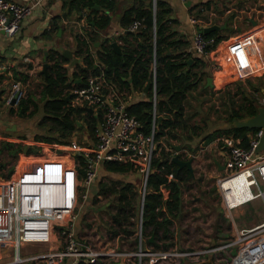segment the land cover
<instances>
[{
    "label": "trees",
    "instance_id": "1",
    "mask_svg": "<svg viewBox=\"0 0 264 264\" xmlns=\"http://www.w3.org/2000/svg\"><path fill=\"white\" fill-rule=\"evenodd\" d=\"M95 5H99L100 8H95ZM62 7L69 14L74 13L75 20L84 18L87 24L81 26L80 30L70 24L73 52L81 62L76 63L69 73L65 65L69 59L59 50L48 51L49 65L44 73L40 72L42 122H49V129H54L56 134L35 135L34 139H41L53 147L54 142L65 143L74 130L86 127L94 140V128L100 120L101 111L96 114L84 104H72V95L68 93L70 87L83 85L89 74L102 72L108 88L115 92L116 101L125 103L130 94L143 93L142 98L125 103L126 110L139 120L140 127L145 133H150L152 128L154 129L153 136L160 147L158 155L152 160V170L147 177L143 197L140 198L137 186L132 181L102 180L94 188L95 195L111 197L107 206L111 211L112 236L131 237L132 240L129 242L134 244L135 248L138 245V236L135 233L134 219L140 212L141 250L165 251L174 245L171 226L174 220L182 215L184 190L190 189L193 181L199 180H195L192 169L180 166L172 160L171 155L176 150L172 140H182L186 143L180 144L178 152V157L185 160L188 157L184 154V147H190L187 141L194 136L202 135L199 133L201 127L192 122V117L186 113V103L191 92L197 90L200 93L210 92L209 86L206 85V76L211 75V71L214 70L212 63L187 48L188 41L180 37L172 27L175 19L169 18L172 9L165 0H156L154 8L151 0H136L123 8L120 22L124 30L112 38H105L96 47H93V43L98 39V32L109 24L115 0H62ZM136 20L139 22L137 28L130 29L129 25ZM230 20L231 17L225 19L224 22L227 24L225 28L204 33L206 38L212 40L207 49L213 48L215 44L228 37ZM58 27L54 21L49 30H44L43 33L47 34ZM112 41L118 43L120 53L113 50ZM27 68H30V65ZM9 70L11 71L9 76L14 82H24L27 79V73L15 67ZM153 77L154 89L151 83L144 91L146 82L152 81ZM1 80L2 77L0 82ZM228 87H225L229 102V107L225 111L227 126L203 134V139L207 142L221 133L245 136L248 131L255 129L236 127L232 124V119L251 116L257 112L258 106L263 104L253 95L258 88L253 87L249 93L239 83L237 90L230 93ZM104 90H107V87ZM236 94H240L238 102L232 98ZM17 103L22 112L30 110L31 114L40 108L30 95L19 97ZM158 115L162 116L159 121ZM12 144L15 146L12 147ZM2 147L8 151L12 149L10 152L14 158L20 153L19 160L29 163H33L35 158L39 161L47 159L38 150H34L32 144L23 147L19 143L2 141ZM57 154H63L64 160L76 158L75 155H67L64 152ZM49 160L55 161L56 157L49 155ZM5 164L0 162V169L4 168ZM99 167L117 173L134 171L131 163L104 161ZM15 170V166H11L7 176ZM161 187L167 190L165 198ZM199 192L201 193L199 195H202L206 190L200 189Z\"/></svg>",
    "mask_w": 264,
    "mask_h": 264
},
{
    "label": "built area",
    "instance_id": "2",
    "mask_svg": "<svg viewBox=\"0 0 264 264\" xmlns=\"http://www.w3.org/2000/svg\"><path fill=\"white\" fill-rule=\"evenodd\" d=\"M44 1L0 0V31L8 36L15 35L22 20ZM189 20L194 25L199 22L193 13L189 14ZM138 24L137 20L133 21L129 28L135 29ZM244 38L253 41L251 35ZM211 41L199 26L194 31L190 49L196 55L210 58L215 70L224 63L231 65L236 73L245 69L242 65L245 56L238 52L236 43L231 42L222 52L219 42L207 49ZM151 83L154 89V77ZM12 86L9 91L5 90L7 103L13 99L17 102L20 97L19 81ZM68 93L72 95V104H84L96 114L101 111L94 128V140L85 147L62 151L75 155V159L64 160L63 154H55L52 155L56 157L55 161L46 157L48 160L25 163L10 178L0 179V250L11 248L15 253L14 258L4 264H19L30 258H42L47 264H92L97 256L107 254V251L104 254L87 248L77 240L71 220L81 191L84 192L96 178L98 167L104 161L131 163L142 180V197L144 195L152 160L160 149L153 136L154 129L150 133L141 129L139 120L126 110L125 103L114 99L115 92L108 88L102 72L89 74L83 85L70 87ZM261 135L262 129L255 128L248 131L246 137L224 134L212 140L219 147L220 158H214L213 163L219 172L215 178L216 186L227 217H232L235 208L254 200H258L264 211V149L256 150ZM178 152L174 150L171 156ZM161 190L163 197H167V190L164 187ZM56 226L60 227L63 236L61 244L40 255L19 256V249L25 244L56 241ZM236 232L237 237L225 244L237 245L231 264H264V220ZM139 237L141 241V220ZM136 253L112 251L110 255L130 257ZM173 253L178 254L160 252L165 256Z\"/></svg>",
    "mask_w": 264,
    "mask_h": 264
},
{
    "label": "rangeland",
    "instance_id": "3",
    "mask_svg": "<svg viewBox=\"0 0 264 264\" xmlns=\"http://www.w3.org/2000/svg\"><path fill=\"white\" fill-rule=\"evenodd\" d=\"M219 1H221L219 5L224 11V14L216 15L215 13H209L207 16H203L204 19L208 20L216 17L219 24V22L223 21L225 15L235 13L236 21L229 26L228 34H240L251 29L252 27L249 19H255V32L258 31V35L262 37L259 46L263 53L261 56L255 58L244 55L245 58L243 59L244 62L242 65L245 66V69L237 73L233 71L231 65L230 67L233 73L230 72L231 69L226 67L225 76L219 74L218 77H215L216 73H212V70L211 75L206 76V80L207 77H214L215 80L210 84L206 82V85L210 88V92L200 93L197 90L191 92L187 98L186 113L188 116L192 117V122H196L201 127L199 133H202V135L194 136L190 141H187L190 147H184V154L188 157L187 159H191V169L193 170L195 180H199L198 182L193 181V186L188 190H184L182 195V215L176 218L171 226L174 233V245L165 251L176 252L178 254L173 253L166 256L160 254V252H165L164 250H141V253L138 252L139 249H142L139 237L140 212H138V215L134 219L135 233L138 236V245L135 248H133L134 244L129 242L132 240L131 237L122 238L120 236L111 235V211L107 206L109 205V199L111 197L101 194L95 195V185L102 180L132 181L137 186L140 198L143 192V185L142 180L136 175L135 170L126 173H117L99 167L96 178L84 192L81 191L77 206L73 211V218L71 219L72 230L77 240L84 243L87 248L97 250L104 254L107 251V254L97 256L98 258L96 257L97 259L92 264H120V261H122L123 264H231L232 257L237 251V245L226 246L225 244L237 237V229L250 227L264 220V211L258 204V200L248 202L235 208L232 210V217H227L225 215L221 206V197L215 180L219 172L217 166L213 163L214 158H220L217 152V148L219 147L213 141L207 142L203 139V134L227 126L225 111L229 107V102L227 100L228 97H226L227 94L225 93L227 90V88H225L226 86H229L228 89H230V93H234L237 90L239 83L246 91L248 90V92H252L253 87L258 88V90L254 91L253 95L258 97L260 102L263 99L264 0H247L248 2H252L250 3L252 7L243 11L240 10L239 0ZM212 11L213 10L209 12ZM198 23L195 24L197 28L200 26H198ZM2 59L3 63H5V71L0 74V77H2L0 86H5L6 90L9 91L14 83L9 76L11 71L7 68L11 66L6 62L10 59ZM20 59L21 61L17 62L20 68L17 69L28 74L24 82H19L18 87L21 91L20 97H27L30 95L40 108L34 114H31L30 110L22 112L17 102H14L12 105L6 104L5 94L7 91L2 93L0 107L4 108L3 112L8 111L10 108L12 112L8 113L10 116L6 123L8 128H3V125H0V149H3L0 151V162L6 163L4 168L0 169V179L10 178L13 175L15 171L7 176L10 167L17 165L16 163H18L21 155L19 153L16 158H14L12 152H10L12 149L8 151L6 148L2 147V141L19 143L23 147L32 144L34 150H38L44 157H49V155L52 156L62 151H72L73 147L79 149L89 145L93 141L86 127L74 130L69 137H67V142L65 143L57 144L54 142L53 147L48 146V144L41 139H34L35 135L56 134L54 129H49V122H42L43 112L41 110L42 100L40 94L42 75L40 72L43 69V62L47 60H45L42 55H39L37 59L33 60ZM207 60L211 63L210 58H207ZM25 63H30L31 68L27 69ZM222 77L224 78L221 82ZM232 98L234 101L238 102L240 100V94L233 95ZM261 103H264V100ZM10 123L16 124L14 130L10 127ZM224 134L225 133H221L218 136ZM162 142L164 143V141ZM172 143H175V145L186 144L183 143L182 140H172ZM11 146L14 147L15 145L12 144ZM191 155L195 156L193 157ZM37 161L38 160L35 158L33 163ZM23 162L24 165L25 163L30 164L27 161ZM200 189L206 190V193L199 195L201 194L199 192ZM59 231L60 227L56 226L54 229L56 241L52 243L23 245L19 249V256L21 258H29L54 249L57 245L61 244L63 240V236ZM112 251H129L137 253L130 257H120L110 255ZM14 256L15 253L11 248L6 251L0 250V264L12 260ZM19 264H47V262L42 258H30Z\"/></svg>",
    "mask_w": 264,
    "mask_h": 264
},
{
    "label": "crops",
    "instance_id": "4",
    "mask_svg": "<svg viewBox=\"0 0 264 264\" xmlns=\"http://www.w3.org/2000/svg\"><path fill=\"white\" fill-rule=\"evenodd\" d=\"M17 1V0H13ZM153 8L155 6L156 0H151ZM171 6L172 12L169 15V18L175 19V22L172 24V27L178 32V35L182 37L185 41H188L187 48H191L192 46V37L194 34L195 29L197 28L196 25L192 24L189 20V14L193 13L196 15L200 20L198 26L203 29V27L211 25L213 23H217L216 17L213 19L205 20L203 16H207L209 13L217 14H224V11L220 7L219 0H165ZM136 2V0H115V7L113 11L110 13L111 18L109 24L102 30L98 32V39L93 43V47H96L100 44L102 40L105 38H112L122 32L124 29L120 22V14L123 8L129 6L130 4ZM252 2H248L247 0H239L240 10H247V8L252 7L250 4ZM97 9L100 8L95 7ZM213 10L212 12H209ZM84 14V12H83ZM215 16V15H214ZM231 17L229 26L236 21L235 13H230L225 15L223 21L219 22V24H225L223 28L226 27L225 19ZM207 19V18H206ZM212 20V21H211ZM245 20V19H244ZM256 21L255 19H252ZM56 22L59 27L55 28L52 32L50 31L47 34H44V30H49L50 25L52 22ZM251 29L242 32L240 34L230 33L227 38L221 40L218 45L221 47L222 52H225V49L228 44L236 43V49L240 54H244L246 56H251L253 58L259 57L262 55V49L259 46L260 41L262 40L261 35H258V31H256V22L253 24L249 19ZM75 26V29L81 28V26H87L84 21V18H81L79 21L74 19V13L69 14L67 10L62 7V0H45L43 4L39 7L34 8L29 15H27L21 22V27L19 31L12 35L13 37L8 36L4 31H0V74H2L4 70V64L2 58H9L7 64L11 65L7 68L10 69L12 67L20 68V65L17 63L21 61L20 58L23 59H37L39 55H42L45 60H47V55L45 56V52L48 53L51 49H56L62 51L63 49H70L72 51V58L77 57L78 61L74 64H70L72 58H68L69 61L65 64L68 68V72L70 73L74 68L76 63L80 64V58L75 56L73 52V36L70 29V24ZM78 27V28H77ZM222 29V28H220ZM219 30V29H218ZM246 35H251L253 38L252 40H247L244 38ZM98 42V44H95ZM118 44V43H117ZM121 49V48H120ZM67 58V57H66ZM209 61V60H208ZM47 66L49 64L48 61ZM43 62V63H44ZM213 61L211 60V63ZM17 63V64H16ZM24 63V62H23ZM26 68L28 65L31 66L30 63H25ZM17 65V66H16ZM43 66V64H42ZM228 67L231 69L228 63H224L221 68L218 70H213L212 73H216L215 77H218L220 74L221 76H225V68ZM31 68V67H30ZM29 69V68H27ZM10 71V70H9ZM42 72V71H41ZM232 69H231V71ZM43 73V72H42ZM208 78V77H207ZM221 78V82L222 79ZM78 81V80H76ZM215 81L214 77H211V83ZM206 82H208L206 80ZM220 82V83H221ZM209 84V83H208ZM0 101L2 99V93L5 91V86H0ZM143 97V93L134 92L127 97L126 102H132L138 100ZM4 100V99H3ZM6 102V101H5ZM125 102V103H126ZM10 104L11 103H6ZM4 108L0 107V125L4 128H8L6 126L7 119H9V114L12 112L10 109L8 111L3 112ZM2 110V111H1ZM10 127L14 130L16 128L15 123H10ZM137 175V173H136ZM139 177V175H137Z\"/></svg>",
    "mask_w": 264,
    "mask_h": 264
},
{
    "label": "water",
    "instance_id": "5",
    "mask_svg": "<svg viewBox=\"0 0 264 264\" xmlns=\"http://www.w3.org/2000/svg\"><path fill=\"white\" fill-rule=\"evenodd\" d=\"M95 7H98V5H95ZM251 22L253 24H255L256 21L250 19ZM225 26V24H217V23H213L211 25H208V26H205L203 27V32L204 33H207V32H210L211 30H218L220 28H223ZM95 44H98V42H96ZM111 46L113 48L114 51L120 53L121 52V49H120V46L117 44L116 41H112L111 42ZM47 55V52H45V56ZM62 55L64 57H67V58H72V51L70 49H63L62 51ZM78 61V58L77 57H73L70 61V64H74L75 62ZM190 61V59L188 60ZM46 67H47V62H44L43 63V69H42V72L44 73L46 70ZM207 81L208 83L210 84L211 83V77H208L207 78ZM151 80H148L146 82V85L144 87V91L147 90V88L150 86L151 84ZM0 93H1V90H0ZM262 95H263V98H264V91L262 92ZM11 104L14 103V99L12 101H10ZM162 118L161 115H158V121ZM232 124L236 127H245V128H261L262 129V135L260 137V140H259V143L256 147V150H262L264 149V103L260 106H258L257 108V112L254 114V115H251V116H247V117H243V118H233L232 119ZM175 149L176 150H179L180 149V145H175ZM172 160H174L178 165L180 166H186L188 168L191 169V159H181L178 157V155H174L172 157ZM24 165V162L22 160H19L17 165L15 166V169L16 170H19L22 166ZM150 240H151V237H150ZM120 264H123L122 261H120Z\"/></svg>",
    "mask_w": 264,
    "mask_h": 264
},
{
    "label": "flooded vegetation",
    "instance_id": "6",
    "mask_svg": "<svg viewBox=\"0 0 264 264\" xmlns=\"http://www.w3.org/2000/svg\"><path fill=\"white\" fill-rule=\"evenodd\" d=\"M5 90H6V87H5Z\"/></svg>",
    "mask_w": 264,
    "mask_h": 264
}]
</instances>
